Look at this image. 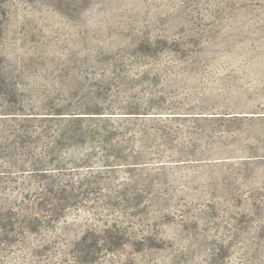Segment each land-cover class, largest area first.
I'll list each match as a JSON object with an SVG mask.
<instances>
[{"label":"rangeland","instance_id":"obj_1","mask_svg":"<svg viewBox=\"0 0 264 264\" xmlns=\"http://www.w3.org/2000/svg\"><path fill=\"white\" fill-rule=\"evenodd\" d=\"M0 264H264V0H0Z\"/></svg>","mask_w":264,"mask_h":264}]
</instances>
